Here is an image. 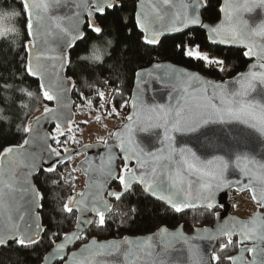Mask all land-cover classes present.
Here are the masks:
<instances>
[{"label": "snow or ice", "instance_id": "obj_1", "mask_svg": "<svg viewBox=\"0 0 264 264\" xmlns=\"http://www.w3.org/2000/svg\"><path fill=\"white\" fill-rule=\"evenodd\" d=\"M21 4L29 37L25 44L29 54L25 71L40 81L43 100L54 102L56 106L45 104L43 114L36 117L34 124L23 126L26 138L22 144L8 146L0 152V246L3 247H7L9 242L20 247L34 246L40 242L43 229L38 223L37 212L43 207L44 197L28 181V177L37 171V161L47 164L43 170L52 173L58 165L70 163L76 155H82L94 147L86 145L79 152L61 148L62 143L67 144L69 140L74 144L79 141L72 135L75 122L69 112L72 102L68 100V92L75 88V83L71 79L66 80L60 73L70 63L66 49L84 38L80 19L82 11L86 12L88 28L100 36L103 29L96 23L95 16H104L107 11L121 7L116 0H78L73 5L77 10L71 16H61L55 10L64 5V0H21ZM144 7L148 10L142 11ZM203 7H206V0H149L148 5L138 4L135 21L143 33V42L157 45L161 35L181 32L190 35L191 29L202 28L208 34L209 44L242 47L243 56L254 61L249 65V71L238 74L232 81V87H229L227 81L216 83L187 70H172L162 78L169 83L176 82V95L170 94L167 104L146 105L139 91L130 102L124 100L120 108L130 107L132 111L125 118L127 123L122 130L110 132L107 139H98L96 146H103L104 154L98 160L87 157L79 168L67 170L69 174L83 171L89 180L85 191L69 196L63 205L62 212L76 214V231L51 234L54 259L65 264L69 261L71 264H106L99 258L117 250L119 245L115 242L100 244L93 238L91 244L84 245L79 252H73L70 256L68 249L86 238L89 227L103 229L108 225L112 205L106 197L119 202L132 195L136 185L177 214L197 206L212 211L220 206L217 197L224 189L246 191L252 201L264 209V162L248 153L254 139L264 144V102L251 97L257 85L264 86V20L250 25L241 15L257 7L264 8V0H223L220 8L222 22L214 26L202 23L199 10ZM19 15L16 11L0 12V19ZM0 35H3V29H0ZM108 43L111 44V41ZM61 46L64 50H58ZM177 48L182 56L192 62H199L218 72L226 71L224 60L203 52L197 43H181ZM84 59L102 67V55L96 45L92 46V55ZM137 79H140L139 73ZM103 83L107 85L108 81L104 80ZM113 91L120 94L118 89ZM261 91L264 92V87ZM94 92L95 104L91 97L80 92L82 104L77 107H86L104 116L119 117L115 97L106 108L104 90L95 87ZM27 95L32 96L33 93L27 92ZM95 119L99 121L101 116ZM42 121L54 125V134L38 130ZM83 123L86 125L87 121ZM137 126L143 131L149 127L161 129L160 143L166 142L167 148L145 151L133 136ZM177 133L193 137L196 144L189 142L175 148L174 134ZM60 137H64V140L61 141ZM52 142L57 147H53ZM37 143L40 151L29 152L25 149V146ZM114 149H118L119 154ZM198 151L204 155H198ZM42 152H46L47 156ZM116 160H122L123 165L118 167ZM131 161H135V168L129 167ZM18 167L25 171L19 172ZM230 167L238 170L245 179H229L227 173ZM111 183L118 184L119 190L110 189L108 185ZM72 188L74 191V184ZM216 218L221 219L219 216ZM194 231L196 236L189 238L183 235L182 230L170 232L164 227L158 231L155 242L148 237L138 241L125 238L124 243L135 244L137 249L143 250L145 258L154 256L155 259L149 264H170L163 253L174 242L188 244L190 239L218 242L220 252L230 248L236 250V256L225 257L227 264H264V211L254 214L247 222L229 218L215 230L196 228ZM188 247L192 264L221 262V255L215 250L205 260L198 245L189 244ZM156 248H160L161 252L157 253ZM124 258L128 264H139L140 252L128 248ZM48 260L47 256L43 258V261Z\"/></svg>", "mask_w": 264, "mask_h": 264}, {"label": "trees", "instance_id": "obj_2", "mask_svg": "<svg viewBox=\"0 0 264 264\" xmlns=\"http://www.w3.org/2000/svg\"><path fill=\"white\" fill-rule=\"evenodd\" d=\"M116 1L121 7L107 11L104 16H96V21L103 29V33L97 36L86 26L84 38L70 51L67 76L75 83L72 97L76 112L72 135L81 128L77 118L79 110L88 109L77 107L82 104L80 92L86 97H91L95 104L94 88L100 87L105 92L106 108L114 96L115 105L120 109L122 102L130 99L135 73L155 62L170 61L198 71L216 81L229 79L248 66L243 50L212 46L206 34L200 29L190 30V35L183 33L167 36L157 46H149L143 42V35L136 26L137 0ZM220 6L221 0H206V7L201 12L204 21L208 23L219 21ZM8 10H15L20 15L16 17L15 32L0 38V152L8 146L21 144L26 137L22 131L23 126L40 113L45 104L51 105L43 100L39 81L25 71L28 57L25 44L29 37L21 1L0 0V12ZM95 41L103 43L102 46L108 49L102 59V67L84 59ZM108 41H111V44ZM193 42L199 44L201 49L213 52L224 60L226 71L218 72L214 68L205 67L199 62H192L182 56L177 45ZM104 80L108 81L107 85L103 83ZM113 89H118L120 94H115ZM27 92L33 95L28 96ZM121 110L126 111V115L129 108L123 107ZM77 126H79L78 129ZM51 132L54 134V127L51 128ZM60 139L63 141L64 137ZM77 140L79 141L77 144L72 143L71 140L67 144L62 143L61 148L82 146L81 139ZM52 145L57 147L54 142ZM72 161L73 159L70 163L58 165L52 173L39 172L35 183L44 197L40 212L44 233L39 239L40 242L34 246L20 247L15 243H9L7 247L0 248V264H42L44 256L53 247L50 242L51 234L53 232L69 233L74 229L76 214L69 215L61 211L66 199L75 193L80 185L77 177L81 174L80 171L71 174L67 171L73 169ZM112 187L113 185L110 188ZM114 188H117L116 185ZM216 211L197 209L177 214L166 205L152 199L136 185L132 195L115 202L112 211L108 214V225L103 229L90 227L86 231V238L79 240V246L92 237L98 240H109L124 236H141L153 233L163 226L176 228L183 225L185 231L191 232L196 227L212 224ZM57 241H59L58 238ZM233 243L235 244V240ZM215 251L221 255L220 264H227L225 257L237 253L231 248L220 252L219 243Z\"/></svg>", "mask_w": 264, "mask_h": 264}, {"label": "water", "instance_id": "obj_3", "mask_svg": "<svg viewBox=\"0 0 264 264\" xmlns=\"http://www.w3.org/2000/svg\"><path fill=\"white\" fill-rule=\"evenodd\" d=\"M75 2H78V0H64V5L62 7H60V8L55 10L56 14L57 15H61V16H71L73 11L77 10L73 6ZM116 3H117V1H116ZM140 3H143L144 5H148L149 0H137L136 10H135V17H136V13L138 11V4H140ZM222 4H223V0H221V6H222ZM221 6H220V8H221ZM204 8L205 7L201 8L199 10V15H200V18H201L203 24L209 25V26H214V25H217V24L222 22L223 16H222L221 12H220V19L216 23H208V22L204 21V19L201 16V12L203 11ZM141 10L142 11H147L148 8L144 7ZM92 11L94 12L95 9H92ZM241 15L243 16V18L245 20L248 21V23L250 25H254L256 23H259L261 20H264V8L257 7L252 12H244ZM96 16H99V15H96ZM96 16H95V21H96ZM80 19H81V30L83 31V33L85 35V27L86 26L88 27V24H87L88 18H87L86 12L82 11ZM96 23H97V21H96ZM137 29L139 30L138 27H137ZM194 29L202 30L206 34V37H207L208 34L206 33L205 29L197 27V28H193L191 30H194ZM139 32L143 35V33L140 30H139ZM183 33L184 32L177 33V34H174V35H180V34H183ZM174 35H169V34L161 35L159 37V42L163 38H165L167 36H174ZM81 40L75 41L73 43L72 47H69V48L66 49L68 59L70 57V51ZM157 45H149V46H157ZM211 45L212 46H220V47H223V48H236V49H240V50L244 51V49L242 47H240V46L221 45V44H211ZM58 50H64L63 46H61V48L58 49ZM27 54H28V52H27ZM27 59H28V57H27ZM247 61H248V66L246 67L245 70L241 71L240 73H247L249 71V65L254 62L253 60H250V59H247ZM68 65H69V63L65 65V68H64L63 72L60 73L66 80L67 79H71L70 77L67 76V67H68ZM172 70H177V71H185V70H187L189 72L198 74L202 79H205V80H208V81H214L216 83H221V82L227 81V82H229V87H232V81H234V79L237 78L238 74H240V73H238L237 75H235V76H233V77H231L229 79H226L224 81H216L215 79L210 78V77H208L206 75H203V74H201L198 71L186 68V67L181 66V65H177V64L172 63L170 61L155 62V63H153V64H151V65H149L147 67H144V68L138 70L135 73L134 83H133V87H132V90H131V95H130L129 102H130L131 98L139 91L143 95L146 105H152L153 103H156V104H167L169 95L170 94L173 95V96L176 95V82H170L169 83L165 79H162V78L164 77L165 73L170 72ZM137 73L140 74L139 81L137 79ZM32 78L38 80L35 77H32ZM39 84H40V81H39ZM236 87H238V85ZM262 87H264V86L257 85L256 91L251 93V97H255L257 99V101H260V102H264V92L261 91ZM72 92H73V89H70L69 92H68V100L72 102L71 105H70L69 112H70V115H71L72 119L75 122L76 121V112L74 110V100H73V97H72ZM49 103L51 104V105H48L49 107H55L56 106L54 102H49ZM128 108H129V111H128L127 115H129L131 113V111H132V109L130 107H128ZM43 110H44V108L41 110L40 113L35 115L31 119V121L29 123H33L34 124L36 117L41 116L43 114ZM125 123H127L126 119H125L124 124ZM124 124L120 128H118L117 130H115L114 132H116L118 130H122ZM52 127H54V125L51 122H43L42 121V123H41V125H40L38 130L40 132H44V133H52L51 132V128ZM174 135L176 137L174 147L177 148V149L180 148L181 146H183V144H185V143H189L190 142L191 144H196V141H195V139L193 137L181 136L178 133L174 134ZM133 136H134V139L139 144V146L141 148L145 149V151H156L158 148H161V147L167 148V143L166 142L164 144L160 143V140L162 139V130L161 129L149 127L147 131H143V130H141V128L139 126H137L136 130L133 133ZM107 138H109V134H108ZM86 145H93L94 147L88 149L82 155H76L75 156V157H78V156L81 157L82 156V158L77 162V165H76L77 168H79L81 162H83L87 157H92V158L98 160L99 156L103 155L104 152H105V149L103 148V146H96L97 142L96 143H87V144H84V145H82V146H80L78 148L70 147L68 149L70 151H72V152H79ZM25 149L27 151H29V152L40 151V145H39V143H37V144L25 146ZM25 149H21V151H24ZM114 151H116L117 154H119V150L118 149H114ZM248 153H249V155L254 156L256 160L264 162V144H261L258 139H254L250 143L249 148H248ZM42 155L47 156V153L46 152H42ZM62 155H63V152H62ZM198 155H202L203 156L204 153L202 151H198ZM53 159H55V158H53ZM120 162L123 163L122 160H116L115 161V163H116V165L118 167H119V163ZM47 166H48L47 164L41 163L38 160L37 161V171L35 172V174H33V175L28 177V181L30 183H32L35 186L36 189H38V187H37V185L35 183V178L39 175V172L40 171H44L43 169L45 167H47ZM129 167L130 168H135L136 167L135 161H131L129 163ZM17 170L19 172H21V173H23L25 171L23 168H20V167H18ZM80 173L84 176V187H83L82 190L76 191L75 193H80V192H83V191H85L87 189L89 177L87 175H85L83 171H80ZM227 175H228V178L232 179V180H235V179L243 180V179H245L242 176V174L239 173L238 170L234 171L232 167L229 168ZM21 179H23V176H21ZM111 184H113V183H111ZM111 184L108 185L109 188H110ZM137 186H139V185H137ZM232 192H237V191L235 189H232L231 191H229L227 189L222 190L218 194V197H217L218 204L220 206H218V207H216L215 209L212 210V211L217 210L215 212V215H214L213 223L210 224V225L204 226V227H196V228H200V229L207 228V229H210V230H215L216 227L222 221H226L229 218H231L233 220H239V221L247 222V221H249L250 219L253 218L254 214H257V213L261 212V210L257 209L248 218H241V217L233 214L232 213V205L230 203ZM75 193H73L72 195H74ZM239 193H248V192L245 191V192H239ZM148 196H150V195H148ZM150 197L152 199H154L155 201H158V202L164 204L163 202L159 201L158 199L153 198L152 196H150ZM106 198L109 200V203L112 205V209H113L114 203L111 201L112 198H110V197H106ZM38 203H40V201H38ZM197 209H204V208L201 207V206H197L195 208L185 209L183 212H185L187 210H197ZM41 210H42V208L38 209V212H37V215H38V218H39L38 219V223L41 225V227L43 229V232L41 233L39 239L42 237V235L44 233V226H43V222H42L41 215H40ZM217 216H219L221 219L217 220V218H216ZM75 223H76V221H75ZM164 227H166V226H163L161 228H164ZM161 228L157 229L153 233H149V234L141 235V236H124V237L119 238V239H109V240H98L97 238H94L100 244H105V243H109V242H115L116 244L119 245V248L117 250H114L111 255L100 257L99 259L104 260L106 262V264H128V261L124 258V253H125L126 249L131 248L133 251H139L140 252L139 264H149V262L151 260L155 259L154 256L145 258L144 255H143V250L142 249H137L135 244H132V245L125 244L124 241H125V238H127L130 241H138V240H144V239H146L148 237H152L153 241L155 242V240L157 239V233H158V231ZM196 228H194V229H196ZM167 229L170 232H175L177 230H182L183 235H185V236H187L189 238H192V237L196 236V232L194 231V229L191 232H187V231H185L183 225H179L176 228H168L167 227ZM75 231H76V227L74 226V229L71 232H69V234H71V233H73ZM92 239L93 238H91L86 243H83L80 246H78L77 248H75V246L79 242V241H77L74 246H72V247H70L68 249V255L70 256L71 253H73V252H79V250L84 245L91 244ZM59 242L60 241H57V243H59ZM9 243H13V242H9ZM189 244L198 245L199 251L203 255L204 259L207 260L209 254L213 250H215V248L217 247L218 242L208 241L206 239H195V240L190 239L188 244H184L183 242H181V243H175L174 242L172 247L167 249L166 252H164L163 254L167 256L170 264H192V255H191V253L189 251V247H188ZM213 246H215V247H213ZM0 248H5V247L0 246ZM155 251L157 253H160L161 249L160 248H156ZM54 252H55V249H54V247H52L46 253V255L44 256V257H46V256L49 257V260L48 261H42V264H56V263L65 264L64 261H60V260H57V259L53 258L52 254ZM236 255H237V253L234 254L233 256H236ZM68 264H71V262L69 261Z\"/></svg>", "mask_w": 264, "mask_h": 264}, {"label": "rangeland", "instance_id": "obj_4", "mask_svg": "<svg viewBox=\"0 0 264 264\" xmlns=\"http://www.w3.org/2000/svg\"><path fill=\"white\" fill-rule=\"evenodd\" d=\"M13 11L15 10H8V11H2V12L11 13ZM0 29H3V35H0V38L8 34L14 33L16 30V17L12 18V17L5 16L3 19H0ZM102 44L103 43L98 42V41L93 42L90 47L89 53L86 55V57H89L92 55V46L96 45V47L100 49V54L102 55V59H103L104 56L107 54L108 49L104 48ZM201 50L203 52H206L207 54H209L210 56L214 58L221 59L218 55H216L213 52H209L203 49ZM106 103L107 102L105 99V105ZM119 110H120L119 117L104 116L100 112H97L95 110H92V111H90L89 109L79 110V115L77 117L79 123L82 124L84 121H87V124L86 125L84 123L83 125L80 124L81 128L74 135L75 138L81 139V141L83 142V145L87 143H96L98 142V139L106 138L110 132H114L115 130L120 128L125 122L124 118H126L128 112L125 115L126 111H122L121 108ZM98 115L101 116V119L99 121L95 119V117ZM78 147H80V145L73 146V148H78ZM80 159L81 158L79 156L73 158L72 165H71L73 169L77 168L76 165ZM77 177H78V184H80L77 189L80 190L84 184V177L82 174H80ZM232 201L235 202V204L233 205L232 213H235L237 216L241 218L250 217L256 208V204L252 201L248 193H243L239 195L236 194L235 197H233Z\"/></svg>", "mask_w": 264, "mask_h": 264}, {"label": "flooded vegetation", "instance_id": "obj_5", "mask_svg": "<svg viewBox=\"0 0 264 264\" xmlns=\"http://www.w3.org/2000/svg\"><path fill=\"white\" fill-rule=\"evenodd\" d=\"M107 138V137H106ZM105 138V139H106ZM80 158H82V156L80 157ZM123 165V163L122 162H120L119 163V166H122ZM111 185H113V187L111 188V189H115V190H119V185L118 184H116V183H113V184H111ZM114 185H116V187L117 188H114ZM83 187H84V184H83ZM83 187L80 189V190H82L83 189ZM111 187V186H110ZM79 189H77V191H80ZM249 194V193H248ZM111 201L115 204V202H117V201H115V200H113V199H111ZM257 209H259V210H261V212L263 211V209H261L259 206H257L256 205V208H255V210L253 211V213L257 210ZM233 210V209H232ZM233 214H235V213H233ZM236 215V214H235ZM92 238H96V237H92ZM90 240V239H89ZM88 240V241H89ZM235 240V239H234ZM79 246V242H78V244L75 246V248H77Z\"/></svg>", "mask_w": 264, "mask_h": 264}, {"label": "built area", "instance_id": "obj_6", "mask_svg": "<svg viewBox=\"0 0 264 264\" xmlns=\"http://www.w3.org/2000/svg\"><path fill=\"white\" fill-rule=\"evenodd\" d=\"M239 195V194H238ZM231 203H232V205H234L235 204V202L234 201H231Z\"/></svg>", "mask_w": 264, "mask_h": 264}]
</instances>
